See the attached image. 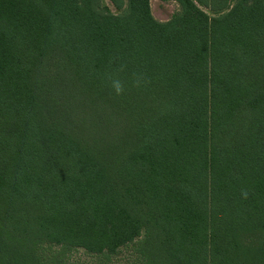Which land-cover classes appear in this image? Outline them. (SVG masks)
<instances>
[{
  "label": "trees",
  "instance_id": "16d2710c",
  "mask_svg": "<svg viewBox=\"0 0 264 264\" xmlns=\"http://www.w3.org/2000/svg\"><path fill=\"white\" fill-rule=\"evenodd\" d=\"M108 1L0 0V264H264V0Z\"/></svg>",
  "mask_w": 264,
  "mask_h": 264
},
{
  "label": "rangeland",
  "instance_id": "374dc122",
  "mask_svg": "<svg viewBox=\"0 0 264 264\" xmlns=\"http://www.w3.org/2000/svg\"><path fill=\"white\" fill-rule=\"evenodd\" d=\"M236 0H232L230 7ZM192 2L206 13L210 18H216L224 15L225 11H216L221 9V0H192ZM101 3L111 13L119 14L114 4L108 0H101ZM122 9H127V0H119ZM149 7L152 17L158 22L168 21L175 13L180 12V4L175 1H160V0H149ZM67 261L73 264H97L98 262H105L106 264H139L135 259L132 246L122 248L115 255L109 257H96L94 255L87 254L83 250H75L68 254Z\"/></svg>",
  "mask_w": 264,
  "mask_h": 264
}]
</instances>
